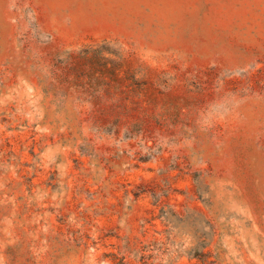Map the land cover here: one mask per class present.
Returning <instances> with one entry per match:
<instances>
[{"label":"rangeland","instance_id":"374dc122","mask_svg":"<svg viewBox=\"0 0 264 264\" xmlns=\"http://www.w3.org/2000/svg\"><path fill=\"white\" fill-rule=\"evenodd\" d=\"M0 264H264V0H0Z\"/></svg>","mask_w":264,"mask_h":264}]
</instances>
